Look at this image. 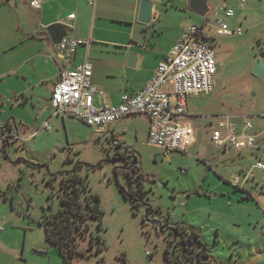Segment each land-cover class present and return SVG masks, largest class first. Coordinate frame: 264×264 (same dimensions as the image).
I'll list each match as a JSON object with an SVG mask.
<instances>
[{"label":"rangeland","instance_id":"rangeland-1","mask_svg":"<svg viewBox=\"0 0 264 264\" xmlns=\"http://www.w3.org/2000/svg\"><path fill=\"white\" fill-rule=\"evenodd\" d=\"M163 1L170 7L180 3ZM213 1L211 12L215 5H226L235 12L234 18L227 19L230 28L244 33L221 38L214 47L219 70L208 102L217 104L210 109L219 107L223 113L250 120L261 150L225 154L212 143L203 112L193 117L198 144L188 154L169 155L149 145L148 120L142 115L125 119L120 129L127 133L114 139L110 132L100 133L74 118L55 117L50 120L52 130L47 131L41 129L47 119H41L33 129L40 130L36 138L0 147V224L5 227L0 235V264H48L36 252L58 253L46 241L40 222L63 208L62 177L70 173L88 185L84 196L99 197L102 215L89 219L90 232L106 244L97 253L88 249L90 235L79 238L85 256L72 264H192L178 255L177 238L171 234L176 228L188 236L193 230L200 234L209 253L202 262L264 264V172L253 169L257 163L264 164V80L253 74L255 61H264V0H248L243 9L239 0ZM187 14V28L205 23V17L188 7ZM8 28L4 26L5 31ZM98 101L95 94L97 106ZM19 130V137L28 135L23 127ZM126 149L139 158L140 180L115 173L120 163L113 159ZM158 155L161 161L155 163ZM248 173L253 177L243 182ZM116 176L125 188L142 191V204L135 206L123 196L113 182ZM235 177L241 178L239 187L229 183ZM154 221L169 227L161 232Z\"/></svg>","mask_w":264,"mask_h":264},{"label":"crops","instance_id":"crops-1","mask_svg":"<svg viewBox=\"0 0 264 264\" xmlns=\"http://www.w3.org/2000/svg\"><path fill=\"white\" fill-rule=\"evenodd\" d=\"M150 1L155 3V20L146 26L138 23L141 0H97L94 8L89 6V0H0V129L19 136V127H23L29 135L35 132L33 129L39 120L44 122L46 118L44 125L55 118L51 98L60 70L68 61L64 46L56 41L64 32V41L81 42L73 58L74 64L88 62L93 66L91 82L98 91L99 107L94 103L97 108L118 105L125 93H138L187 29V7L190 8V0H180L173 7L163 0ZM33 2H38L40 7L33 8ZM209 3L210 0L208 6ZM223 6L215 5L209 16ZM5 25L9 27L7 31ZM52 28L53 34L50 33ZM131 55H136L135 61L130 59ZM214 91L189 99L185 120L196 134L193 117H198L200 112L207 117L206 126L210 131L221 116L242 121L238 114L231 116L219 107L210 109L217 104L208 102ZM44 97L49 99L44 100ZM40 100L46 104H41ZM30 115L37 119L33 121ZM123 121L106 133L110 132L113 139L124 134V129H120ZM198 141L197 134V141L190 150ZM230 151L234 150L223 152L228 155ZM36 255L48 264H65L59 252L40 250Z\"/></svg>","mask_w":264,"mask_h":264},{"label":"built area","instance_id":"built-area-1","mask_svg":"<svg viewBox=\"0 0 264 264\" xmlns=\"http://www.w3.org/2000/svg\"><path fill=\"white\" fill-rule=\"evenodd\" d=\"M248 0H239L244 8ZM97 0H89L94 8ZM33 8L40 7L38 2L32 3ZM223 13V16L219 14ZM217 15L214 23L212 18ZM235 17V12L223 6L211 16H207L202 25H191L173 45L168 55L160 61L150 81L143 85L136 94L125 93L122 100L115 106L97 108L94 95L98 92L92 85L93 66L84 62L75 65L73 58L81 42L67 39L64 49L68 57L66 65L60 70L55 84L51 108L52 116L74 118L89 127L106 133L111 127L129 117L142 115L149 119V145L160 149L165 155L173 152L188 154L197 141L194 127L185 120L188 115V103L191 97L210 95L214 91L215 77L218 73V61L214 44L221 37L243 35L241 28L232 30L227 19ZM212 30L215 33H212ZM41 129L50 131V120ZM37 130L25 137L15 133L5 134L0 130V145L27 142L37 137ZM122 133H127L124 129ZM115 138V137H114ZM258 136L255 127L248 119L236 122L230 116H221L212 127V143L223 151L259 150ZM116 146H121L115 141ZM254 170L264 172V164L257 163ZM184 172V170H183ZM253 173L245 174L243 182L249 181ZM231 183L239 187L240 177ZM5 227L0 224V235Z\"/></svg>","mask_w":264,"mask_h":264},{"label":"trees","instance_id":"trees-1","mask_svg":"<svg viewBox=\"0 0 264 264\" xmlns=\"http://www.w3.org/2000/svg\"><path fill=\"white\" fill-rule=\"evenodd\" d=\"M0 130L3 131V129ZM128 150L129 149H126L125 153L128 152ZM120 155L121 153H118L117 157ZM117 157L113 160L118 161ZM115 173L116 175L118 173H123L122 167L118 166ZM129 179L134 180L133 178ZM113 182L123 196L132 204L137 206L143 203V201L140 200L143 198L142 191L135 192L132 189L129 190L125 188L121 185L117 176ZM87 187L88 185H86L75 173H70L67 177H62L61 202L63 208L55 213L46 214L45 220L40 222V225L45 230L47 242L58 250L65 264H72L77 257L85 256V252L79 248V238H86L90 235L88 249L96 250L97 253L104 251L106 248V244L102 237L90 232L89 219L100 218L102 212L99 209V197L93 198L92 196H84ZM248 196H244L243 199L248 198ZM145 219L148 221V218ZM161 223L160 221L157 222L156 226L158 229L162 227ZM190 237L202 242L200 234L195 230L190 233Z\"/></svg>","mask_w":264,"mask_h":264},{"label":"flooded vegetation","instance_id":"flooded-vegetation-1","mask_svg":"<svg viewBox=\"0 0 264 264\" xmlns=\"http://www.w3.org/2000/svg\"><path fill=\"white\" fill-rule=\"evenodd\" d=\"M117 160L120 163V167L123 169L124 175L128 178H138L140 180V176H142L143 173L139 167V158L132 150L129 149L128 152L121 153V155L117 157ZM158 161H160L159 155L154 162L158 163ZM157 222L159 221H154L155 225ZM161 226L162 227L159 229L157 228L161 232L169 227L164 223ZM172 232L176 235L177 239L175 248L179 250L178 255L182 260L191 261L192 264H211L202 262L204 257H209L208 250L203 242L191 238L190 235L188 236L187 233L179 231L178 228L171 231V234Z\"/></svg>","mask_w":264,"mask_h":264},{"label":"water","instance_id":"water-1","mask_svg":"<svg viewBox=\"0 0 264 264\" xmlns=\"http://www.w3.org/2000/svg\"><path fill=\"white\" fill-rule=\"evenodd\" d=\"M190 10L194 12L195 14L206 17L211 13V10L208 6V0H190ZM154 11H155V3L150 0H141L140 3V10H139V16H138V23L142 25H150L154 20ZM54 28L51 29V32ZM66 38V33L64 32L62 36H60L56 44L59 46H65L66 41L64 39ZM136 55H131L130 59L133 61L136 60ZM253 74L258 77L259 79L264 80V61L262 59H257L255 61L254 67H253ZM159 160L161 161V156L159 155Z\"/></svg>","mask_w":264,"mask_h":264}]
</instances>
